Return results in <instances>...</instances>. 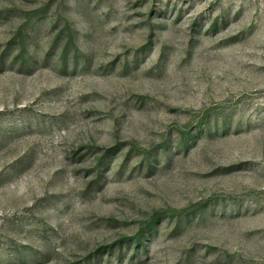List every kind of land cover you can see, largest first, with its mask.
I'll return each mask as SVG.
<instances>
[{"label": "rangeland", "instance_id": "1", "mask_svg": "<svg viewBox=\"0 0 264 264\" xmlns=\"http://www.w3.org/2000/svg\"><path fill=\"white\" fill-rule=\"evenodd\" d=\"M0 264H264V0H0Z\"/></svg>", "mask_w": 264, "mask_h": 264}]
</instances>
